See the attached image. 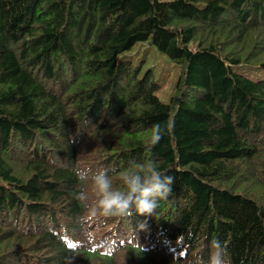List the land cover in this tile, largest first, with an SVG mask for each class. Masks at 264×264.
Instances as JSON below:
<instances>
[{
	"label": "trees",
	"instance_id": "1",
	"mask_svg": "<svg viewBox=\"0 0 264 264\" xmlns=\"http://www.w3.org/2000/svg\"><path fill=\"white\" fill-rule=\"evenodd\" d=\"M143 44L179 68L167 104ZM146 160L174 177L156 212L93 218L76 172L122 188ZM213 239L264 264V0H0V264H189Z\"/></svg>",
	"mask_w": 264,
	"mask_h": 264
},
{
	"label": "clouds",
	"instance_id": "2",
	"mask_svg": "<svg viewBox=\"0 0 264 264\" xmlns=\"http://www.w3.org/2000/svg\"><path fill=\"white\" fill-rule=\"evenodd\" d=\"M173 125L162 128L160 124L151 129L150 145L155 146L166 134H170ZM91 175L94 202L89 205V214L96 219L112 217L131 218L135 216H151L156 212L159 203L166 200L173 191L174 177L163 174L155 160L144 162L131 161L128 168L119 173L122 188H114L108 169L95 173L89 170H78L76 176L85 181ZM74 198L80 202L89 200L88 193L79 191ZM209 256L206 262L200 258L189 264H228L227 246L219 239H213L209 245ZM74 256L65 258L66 264H74Z\"/></svg>",
	"mask_w": 264,
	"mask_h": 264
},
{
	"label": "rangeland",
	"instance_id": "3",
	"mask_svg": "<svg viewBox=\"0 0 264 264\" xmlns=\"http://www.w3.org/2000/svg\"><path fill=\"white\" fill-rule=\"evenodd\" d=\"M129 53L133 64L141 67V75L147 70L153 72L154 80L160 86L157 92L159 100L165 104L169 103L176 92V83L179 77L178 66L149 44L135 45ZM241 73L252 78L260 77V72L255 70L254 73L246 72V70Z\"/></svg>",
	"mask_w": 264,
	"mask_h": 264
}]
</instances>
